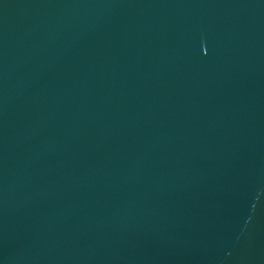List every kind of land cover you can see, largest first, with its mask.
Here are the masks:
<instances>
[{"label":"water","instance_id":"1","mask_svg":"<svg viewBox=\"0 0 264 264\" xmlns=\"http://www.w3.org/2000/svg\"><path fill=\"white\" fill-rule=\"evenodd\" d=\"M0 264H264V0H0Z\"/></svg>","mask_w":264,"mask_h":264}]
</instances>
